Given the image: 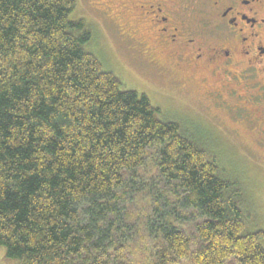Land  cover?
I'll list each match as a JSON object with an SVG mask.
<instances>
[{"label":"trees","instance_id":"1","mask_svg":"<svg viewBox=\"0 0 264 264\" xmlns=\"http://www.w3.org/2000/svg\"><path fill=\"white\" fill-rule=\"evenodd\" d=\"M76 7L0 0L3 259L264 264V228L249 225L246 186L192 127L104 67L91 28L71 19ZM150 159L168 194L149 193L136 224L124 197Z\"/></svg>","mask_w":264,"mask_h":264},{"label":"flooded vegetation","instance_id":"2","mask_svg":"<svg viewBox=\"0 0 264 264\" xmlns=\"http://www.w3.org/2000/svg\"><path fill=\"white\" fill-rule=\"evenodd\" d=\"M114 1L143 27L156 75L200 89L230 132L259 135L264 148V0Z\"/></svg>","mask_w":264,"mask_h":264},{"label":"rangeland","instance_id":"3","mask_svg":"<svg viewBox=\"0 0 264 264\" xmlns=\"http://www.w3.org/2000/svg\"><path fill=\"white\" fill-rule=\"evenodd\" d=\"M76 1L71 19H82L91 28L94 37L90 48L104 67L121 78L127 89L145 93L168 117L184 122L197 132L209 150L218 156L223 171L246 186L254 212L249 219L251 229L264 228V148L258 144L262 137L249 134L243 128H239V135L230 132L233 126L227 119L217 118L213 108L198 102L202 99L200 89L195 87L192 93L163 78L166 76L156 75L158 71L155 72L147 62L150 61L148 52L139 45V42L147 41L143 27L114 0ZM152 58L156 60V55ZM137 175L140 183L127 190L124 197L125 210L136 224L149 213V193L168 194L151 159ZM148 253L146 249L144 259H150ZM136 258L142 260L139 255ZM0 264H8L2 250Z\"/></svg>","mask_w":264,"mask_h":264}]
</instances>
